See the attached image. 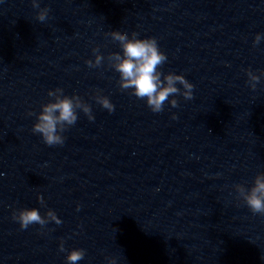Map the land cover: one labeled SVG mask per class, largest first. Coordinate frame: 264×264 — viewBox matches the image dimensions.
Masks as SVG:
<instances>
[{"label": "water", "instance_id": "obj_1", "mask_svg": "<svg viewBox=\"0 0 264 264\" xmlns=\"http://www.w3.org/2000/svg\"><path fill=\"white\" fill-rule=\"evenodd\" d=\"M38 2L43 22L32 0H0V264H68L73 248L78 264H264V215L235 188L264 173V0ZM111 31L155 37L193 98L157 113L121 90ZM56 88L94 119L77 109L49 146L32 127ZM32 207L61 223L22 229L13 213Z\"/></svg>", "mask_w": 264, "mask_h": 264}, {"label": "clouds", "instance_id": "obj_2", "mask_svg": "<svg viewBox=\"0 0 264 264\" xmlns=\"http://www.w3.org/2000/svg\"><path fill=\"white\" fill-rule=\"evenodd\" d=\"M34 8L39 9L37 19L45 21L48 17L49 9L40 8L38 0H32ZM114 41L119 42L122 52L109 53L107 60L120 75L119 86L121 90H131L139 99H145L148 107L153 112L163 111L165 103H170L172 107H178L176 95H182L186 100L193 98L192 89L194 85L190 83L182 74L168 72L163 74L159 69L166 62V54L160 50L155 37L139 38L135 32L131 37L126 32L111 31ZM261 35L255 36L254 44H258ZM94 60H87L89 67H99L104 57L98 49L93 50ZM264 74V73H262ZM250 86L255 89L256 82L260 80L251 69L247 70ZM163 76V78H162ZM182 85L183 90L177 86ZM48 96L53 99L41 105V111L37 114V119L33 124L32 131L39 133L44 142L49 145H62L65 137L62 133L70 126L74 125L78 119L77 109L82 110L89 120H93L89 104L84 102L80 96L73 94L71 96L64 94L63 89L56 88L49 90ZM170 97H172L170 99ZM97 102L109 112L114 110V105L106 96L97 94ZM31 114V113H30ZM173 118L176 116L173 114ZM239 196L244 200L253 213L264 215V173H258L249 189L244 185H235ZM40 203L44 204L43 196L37 195ZM79 208V206H77ZM13 219L17 220L22 229L29 225L39 224L45 226L49 220L60 224L61 220L52 209H48L42 216L35 207L21 208L13 213ZM60 250L64 251V245L61 243ZM85 256V250L73 248L66 256L68 264H78ZM109 264H116L114 258H109Z\"/></svg>", "mask_w": 264, "mask_h": 264}]
</instances>
